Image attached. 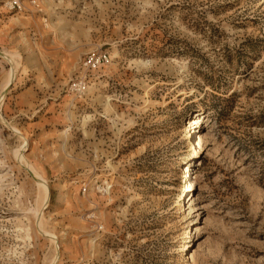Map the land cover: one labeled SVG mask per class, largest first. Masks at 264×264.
<instances>
[{"label":"rangeland","instance_id":"rangeland-1","mask_svg":"<svg viewBox=\"0 0 264 264\" xmlns=\"http://www.w3.org/2000/svg\"><path fill=\"white\" fill-rule=\"evenodd\" d=\"M0 264H264V0H0Z\"/></svg>","mask_w":264,"mask_h":264},{"label":"built area","instance_id":"built-area-1","mask_svg":"<svg viewBox=\"0 0 264 264\" xmlns=\"http://www.w3.org/2000/svg\"><path fill=\"white\" fill-rule=\"evenodd\" d=\"M17 7L22 8V6L20 4H16ZM107 59L106 54H96L93 53L91 54L86 63H85V67H87L88 69H95L97 67H99L101 65V63L103 61H105Z\"/></svg>","mask_w":264,"mask_h":264},{"label":"bare ground","instance_id":"bare-ground-1","mask_svg":"<svg viewBox=\"0 0 264 264\" xmlns=\"http://www.w3.org/2000/svg\"><path fill=\"white\" fill-rule=\"evenodd\" d=\"M14 75V73L12 74V76ZM197 120H200V118H198V119H194L193 120V124H199L201 121H197ZM200 143H201V140H200V142H199V145H200ZM199 153V152H198ZM190 158V157H189ZM20 160L23 162L24 161V159H23V156H22V154H20ZM41 181V186H42V188H43V190L45 191V193H46V195L48 194V186H47V183H46V181H44V180H40ZM48 196V195H47ZM38 210H40V209H38ZM38 221H39V223H40V226H41V221H42V211L40 210V212H39V214H38ZM49 235H53V234H50V233H48ZM53 237H56L55 235H53ZM56 239V238H55Z\"/></svg>","mask_w":264,"mask_h":264}]
</instances>
